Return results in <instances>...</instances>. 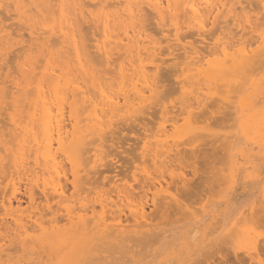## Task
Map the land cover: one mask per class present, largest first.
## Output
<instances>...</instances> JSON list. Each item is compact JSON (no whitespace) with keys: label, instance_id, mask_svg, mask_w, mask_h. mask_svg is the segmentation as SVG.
Instances as JSON below:
<instances>
[{"label":"rangeland","instance_id":"374dc122","mask_svg":"<svg viewBox=\"0 0 264 264\" xmlns=\"http://www.w3.org/2000/svg\"><path fill=\"white\" fill-rule=\"evenodd\" d=\"M243 2H244L243 4H245L244 0ZM255 2H252L250 4L246 2L245 6L248 9L245 8L240 10L238 9L239 4L237 0H234L233 3L235 9L233 12H235L236 15L233 12L227 16L225 15L227 18L223 15V17L225 18L222 17L223 18L222 19L220 17L218 21L220 20L221 22L223 23L226 22L227 24L226 23L219 24L218 22H216L215 24V25L219 24L220 27L222 28L225 25L226 27L227 26L229 27L228 29L226 27L225 29L221 28V30H225L223 33L220 31L221 35L226 34V32H228L227 35L232 36L234 39L240 38L242 36L243 40L245 39L249 40L251 35L252 37L255 35L257 36L258 33L262 32V30L264 29V7L261 2H258V0L257 1L255 0ZM8 3L9 1L7 0L5 2L4 9L3 8L0 9V29H1L0 59L2 58L0 60V106H1L0 107V146H2L0 147V155H1L0 156V245H2L0 249L4 250L1 251V253L3 254H0L2 256L0 257V264H67V263L68 264H131L130 259L132 258L135 259L137 264H151L150 262H152V260H154V264H183V263L195 264L197 260H198L197 264H219L218 262H220L221 264V261H223L222 264H260L258 260H256L255 258L253 259L250 256L252 251L250 253L248 250L249 248L247 249V246L249 245V241L251 242L250 239L251 236H259L260 238L264 236V221H263L264 219L261 218L264 215V213L259 212L257 213V216L256 214L252 216L249 210H245V209L252 203L250 200H252L253 202L256 201L255 204L257 203L256 204L258 206L257 208H259V206L261 205L260 198L262 196L260 190L264 186V79H262V77H264V54H262L263 57L261 55L259 58H257V56L255 57L257 60L255 59L256 61H254L253 64H251V66H249L248 68L249 70L247 69V71H242L241 74L239 72L240 75L238 74V72H236L235 74L226 76L227 78H225V81H228V84L230 86H228L227 83H225V85L227 86L223 85L224 82L208 83V80H206L208 85L204 83L206 82L205 80L204 81L201 80L200 85L197 84L193 85L191 82L193 78L191 79V77H188L190 74L189 72L192 71H187L188 70L187 65L185 66V64H183L188 61H186L185 57L178 58L181 55L184 56L186 53L184 52V50L186 49H182V47L185 45L186 46L185 48L188 47L186 51L190 52V50L192 49L191 46L194 47L193 49H198L204 46L205 48L203 47V50H205L207 47L206 45L208 44L209 48H207L206 50H209L210 48L215 46L214 44L216 43V41L214 39H217L216 35L219 32L220 27H218L219 29L216 33L214 31L215 29H217L214 27L215 25L212 27L208 26L209 30L207 31H210V29L212 30L214 27V30L211 31L212 34L210 32L207 33L206 31L200 34L202 36H199L197 35L199 34L198 30H196L197 28L195 27L191 28L185 26L182 30H180V33L178 32L179 34L182 35H184L187 32L185 38H184L185 35L182 36L184 39V40L182 39V44L180 43L181 41L179 42L181 45L180 47V45L177 46L179 44V43L177 44L178 42L177 39L175 40L176 38L175 30L174 29H173L174 31L169 30L172 28L170 23H168L170 26H168V24L164 25L167 26L164 29L162 26L163 24L158 23L159 20L156 19L157 17L156 16L153 17V15L155 14L152 12L153 13L152 15L150 11H146L149 9H146L144 11V16L142 17L143 19L142 22L144 24L143 23L142 24L143 25L146 24L145 26H147L146 27L147 29L146 28L144 29L148 30L147 33H149L151 36H153V38H155L160 42L159 48L162 47L161 49H159L160 56H158V58L160 57L162 58L160 59L161 60L160 65L161 67L163 66L164 68L162 67V69H159L154 73L156 74V78L159 77L160 75V78L156 79L157 81H159L158 90L155 91V95L153 97H151L150 95L149 100L146 102L147 105H145L146 104L145 103L144 104L145 106L144 105L141 106L142 110L138 109L137 112L135 111L132 113V115L133 114L136 115L135 118L131 117L130 119L124 116L119 117L120 115L114 118L113 121H116L114 122L116 127L115 126L111 127V129L113 128L112 130H114L115 132L113 131L112 133H110L112 130L108 129L109 134H107L106 136L110 135L111 137L109 136L110 139H106L107 137L104 136L105 141L103 142V144L105 146L103 145L102 146L103 148L101 147L102 151L100 150L98 152L100 153V156L105 155L103 156L104 158L99 156L101 159L98 161L95 160V152H94L95 150L92 149L89 151V149L86 148H88V146L90 147L94 146L96 142L93 143L90 142L86 146V148H84V152L86 153H83L82 158L79 160V162H77L79 164L77 163L72 164L69 161V159L64 155L60 156V161L64 160L63 161L64 163L62 165L65 166V170L68 178V180L64 179V183H66L68 186L67 197H69L70 200L68 199L69 201L66 202L65 205L68 203L69 204L72 203L74 208L78 209L79 206L81 205L92 206L95 203V206L98 210L97 212L98 220L97 219L95 220L100 222L101 207L96 200H99L101 198L104 199L107 198L108 196L109 198L113 199V201L110 200L112 205L115 202H117L116 204H119L120 206L119 207L116 206V204H114L113 206L114 211L120 213L119 209H121L123 210V212L126 213V216H129L128 214H130L131 212L129 211L127 204L131 203L133 205H136L142 200V199L140 200V198H143V201L146 200L148 201L146 205V211L148 213L147 215H150L151 218L149 220V223L151 222V225L149 224L150 227L149 225L144 228L138 227L135 230L132 231L130 230V232H125L122 235V237L121 236L115 237V235H112L114 232L111 233L112 230L108 229V231H106L108 235L107 233L104 234L105 230L107 229L104 230L103 226H99L96 228L95 224L93 223L85 228L72 225L66 218L64 219L65 216L64 214H66V211L63 208L64 206L61 205V202L59 203V198L52 197L50 199V204L48 206L46 204L45 198L39 192V189L34 186L31 187L32 185L30 180L28 181L27 175H22L21 178L20 176L19 178H15L16 176L14 177L15 181L18 182L17 184L20 187L18 191L19 192L18 196L21 197L22 199V204L19 208L20 210L16 216L22 215L27 220L28 215L35 213L40 214L41 212L42 214H44L43 218L49 220L51 219V217L54 218V216L56 215L57 222L54 223L55 227L54 228L50 227L49 232L51 234H55V232H67V234L69 233L68 235L71 237L70 240L73 239L75 234L76 238L73 239L74 243L70 244L69 242L68 246L71 247L74 244L77 245L81 243L82 246L86 244L85 245L86 247L84 246L85 247L84 252L81 253L79 256L72 255V257H70L69 254H71V250L67 248L66 249L63 248L66 245L64 243V239L62 238L60 239V237L53 238L52 239L53 241H43L41 238L42 233H40L39 230L34 231L30 236L19 235V233L16 231L17 230L16 221L6 214L7 211L5 210L4 202L5 199L11 197L12 195L11 193L13 192V190L9 188V186L11 185L10 184L11 180L9 182V179H11L12 173L14 171L11 168L13 167L12 166L13 161L11 160L14 157L10 158L14 154L11 153L13 152L15 153V149L19 148V144H17L18 140L16 139V133L15 130L13 129L15 127L13 120L14 118L20 119V122H22V124L23 122L26 123V120H28V116L30 115L31 112V110L29 111V108L31 104L30 99L32 98V94H30V92L29 93L27 92L25 95H22V93L18 92L16 87H14L15 85L13 82L23 80L22 71L20 70V65L23 62H26V60L29 57H32L34 63L37 64L38 67L37 68L36 65L33 64V67L34 68L36 67L37 70L35 68V73L29 75L30 80H33V78L34 80L40 78L43 69L46 68V65L48 63V57L46 56L48 49L44 51L39 47L40 46L39 44H43V40H40L37 46L35 45L38 42L36 43L33 42L34 43L33 44L32 40L29 41L30 36L27 33L28 32L27 28L24 29L22 28V31L21 30L16 31V29L18 30L20 29V27H24V25L20 26L19 19L17 20L18 15L17 16L16 14L12 15V13H16V11H14L15 9L13 6H7ZM229 3L230 5L233 4L232 1ZM243 4L240 5L243 6ZM5 8L8 9V11ZM55 10H57V7L53 9V11ZM94 10L95 13L99 12L98 11L99 9H94ZM244 10H248V11H244ZM241 11H244V14L243 12L242 14L240 13L241 15H243V16L240 15L241 16L240 17L238 16L239 14L237 15V13ZM148 13H151L152 16ZM245 13L247 15L249 14L250 16L252 15L251 18L252 21L249 16L245 15ZM10 14L12 16H9ZM232 15L236 17L238 16L241 19L245 16L247 18L249 17L248 20L250 19V21L253 22L252 24L255 25V27H257L255 28L256 31L252 30L251 33L249 34V31L252 29V28L250 29L249 22L246 19L241 20L240 18L236 19V17L231 18L233 17ZM228 16L232 21L229 19ZM54 17L55 19L56 17L58 19L59 16H56L54 13ZM79 17H80L78 18L80 20L79 22H84V20H81L82 19L81 15ZM90 18H88V23L87 22H84L85 24L79 23L80 31L82 30L81 31L82 33L80 32V35L84 34L83 36L84 38L82 37L83 41L85 42V43L83 42L84 45L87 43L88 44L90 43L91 45L94 43L95 39L97 41L98 37L101 38L102 36V35L100 36L101 32H99V30L101 31L99 26L100 24L95 25V21ZM36 19L41 20V17H36ZM40 20L39 23L41 22L44 23L43 20L42 21ZM240 20L243 22V24L245 21L246 25L248 22L249 26L247 25L246 28H243L241 24L242 22L240 23ZM15 21H17L18 23H16ZM236 23L237 26H235ZM17 24L19 26H17ZM15 26L16 29L14 30ZM9 27L11 29H9ZM231 27L233 28L231 29ZM161 28H163L164 31L161 30ZM242 29L244 32L241 31ZM5 30L7 33L5 32ZM89 30L91 32H89ZM188 30H190L191 32ZM4 32L6 34H4ZM17 32L24 33V36L26 38L21 41L20 36L17 35L18 34ZM164 32H168L169 35L167 34L165 35ZM188 32L190 33L189 35ZM220 32L218 33L219 35ZM170 33L172 34V36L170 35ZM213 33L215 34L213 38L214 43L212 42L213 40H210V38L213 37V36L210 37V35H214ZM191 34L193 35L191 36ZM203 34L206 37V41L201 40L202 41L201 42L199 40V37H204ZM15 35H17V37ZM87 35H88V39H86ZM205 37L203 39H205ZM58 38H59V34L51 36V38H49L50 41L48 42V44L53 43L54 40L58 41ZM254 38H250V39L253 40ZM18 40H20V42H18ZM4 43L5 46H2V44L4 45ZM32 45H33V49H32ZM24 46L25 49L23 48ZM57 47L58 45L56 46V48ZM174 47L176 48V51H174ZM87 50L89 52L90 46L89 47L87 46ZM91 50H93V48ZM169 51L170 52L172 51L171 55ZM2 53H4L3 55H5L4 58ZM163 53H165V55ZM92 54L94 53L89 52L88 57L91 58ZM96 54L97 53H95L93 57H95ZM118 54L119 53L114 54L115 56L113 58H115L114 62L116 63L115 64L113 62L114 66L113 64L109 66V63H112L113 59H111L110 62H107L108 64H106V61L105 63L104 62L102 63V61H104L102 59H101L102 60L101 63H99L98 57H96V59L93 58L95 59L94 62L92 61V59L91 60L89 59V61L92 62L90 63L91 65L95 63V65L93 66L94 69L97 70L99 74H102V76H104L102 78L103 82H105L109 86V88L113 90L117 89L115 85H117L116 83L118 78V73H116L117 69L115 66H117V64H119L123 59V57H121L120 54L119 55ZM62 55L65 56V59H62L64 58ZM61 56L62 57H60L59 61L61 59L70 61L71 69H72L71 71L73 72V75H75V77L79 79V82H82L83 84L86 82L85 84H87L88 87L91 88L92 80L83 76L82 74L81 77L80 75L81 72H79L75 67L77 64H74L72 62V60H74L72 54L65 53V55L61 54ZM67 56L68 59H66ZM165 57L167 59H165ZM40 58L42 60H40ZM182 58L183 59L185 58L184 59L185 62L184 61L182 62L183 60ZM178 59L180 60L178 61ZM40 64L42 66H40L39 68L38 65ZM174 68L176 69L174 70ZM182 68L186 71V73L181 71ZM175 71L178 73H176ZM158 72H160L159 75ZM243 72L246 73L249 72L247 73L249 76ZM164 75L165 76L167 75L169 77L166 76L167 77L166 78ZM243 75L247 77L245 78V76ZM199 78L201 79L202 76H200ZM239 78L241 80H239ZM181 79L182 80L185 79V80L181 81ZM231 80L234 82L232 83L234 85L230 84ZM111 83L114 84L112 85ZM24 84L25 83H22L21 86H23ZM35 84L36 83L31 84L29 86L30 88L28 89L33 90L32 87L35 86ZM221 84L223 86H221ZM205 85L207 88L205 87ZM209 85L212 87H210ZM235 85L237 86L236 92H235V88H236ZM233 86L234 88H232ZM190 90L191 91L193 90L192 91L193 93L192 92L190 93ZM199 90H201L200 91L201 94ZM10 91L13 92V95H16V98L10 97L12 96V94L10 95L9 93ZM7 93L9 94V97H7L8 96ZM184 93H186V95ZM197 93L198 95L200 94L198 97L200 98L202 97L203 99L205 98L204 99L205 106L198 107L197 104L194 102L196 100L195 97H197ZM183 97L185 99H183ZM222 98L224 99L225 103L221 102ZM181 99H183V101ZM71 100L72 99H70V101ZM191 102L195 103V105L197 106L196 107L194 105L193 110H195L194 111L195 114L194 112L193 114H191L193 115V117L189 115L190 113L188 112V110L186 111V109H188L186 108L188 107L187 105ZM242 102H244L245 106H242ZM121 104H123V101H121ZM238 105L239 106L241 105V107H239ZM147 106H149L148 107L149 110L146 109ZM150 106H152L153 108ZM166 107H168V110ZM244 107L247 113H245V115L242 116L241 111ZM69 110L70 108L67 105L65 109L66 117L70 113ZM213 110L215 111V113ZM147 111L150 112L148 113ZM209 114H211L212 116ZM24 115H27V117ZM194 115L197 118H194ZM251 115L252 116L256 115L258 118L257 121L256 122L252 121V123H250L249 126L244 128L243 126L244 119L247 116H251ZM190 116L194 119L192 118L190 119L189 118ZM67 118L68 120L66 121L70 123L68 129H70V132H73L72 130H74V127L72 121L69 119V116ZM167 120L169 121L167 122ZM194 120H197L198 122L197 121L195 122ZM185 123L187 124V126L185 125ZM195 123H197L196 128L194 127ZM175 127L178 130H175ZM194 133H196V135ZM178 135L179 138L177 137ZM165 137H168V139L167 138L165 139ZM191 137L194 140H191L190 139ZM8 141L10 142V144ZM174 142L176 143V145ZM172 143H174V145H172ZM151 144L152 146L154 145L153 148ZM171 145L173 146L174 150H172ZM12 148H14V151H12L13 150ZM224 148H226V150ZM159 149L160 150L162 149L163 152L164 150L166 151L171 150V151L168 152L167 154L162 153V151H159L161 152V154H163L162 155L163 157L162 156L161 158L155 157L154 159L153 155L155 154V152L157 153L158 152L157 150ZM149 150H152V152H150ZM148 151L150 152V154L151 153L153 154L150 155ZM101 152L103 154H101ZM164 154L168 156L164 158L165 156ZM91 155L94 157V159L93 157H91ZM33 156H31L32 159H30L31 157L28 159L29 163L34 162ZM85 158L87 159L85 160ZM161 160H164L165 164L161 162ZM80 161L82 162L81 165H80ZM93 162L96 163L97 167L96 165L94 167L95 163ZM8 164L10 165L8 166ZM33 164L31 165L29 164V165L32 168H34V166L37 167L36 164L34 165ZM159 164L161 166H159ZM76 166L79 167V169ZM35 169L36 171L40 170L38 169V167ZM76 169H78V171L80 170L79 171L80 173H78L79 177L77 178V180L73 175ZM223 170H225V172ZM5 177L7 178L4 179ZM181 180L182 181L186 180V184H184ZM73 181L76 182L75 186L77 188H75V186L73 185ZM29 187L33 188V190L36 191L35 192L36 200L34 202H31L29 200V195L27 194ZM115 187H119L121 189L119 188L115 189ZM121 191L123 193H120ZM127 193H129L130 195L129 194L127 195ZM125 194L126 196H124ZM128 196L130 197V199H128L129 198ZM146 196L148 199L146 198ZM126 197L128 198L126 199ZM173 198L175 199L178 198L181 201V203L174 202ZM246 198H249V201H244ZM75 199H76V203H75ZM153 199H155V201L157 200L156 205L153 204ZM164 200L166 202H169L168 205L169 208L168 207L165 208V205L163 206L160 205L161 202ZM120 201H122V203ZM243 201L244 203H242ZM16 204L17 203H15V206H17ZM76 205L78 207H75ZM239 205L241 208L239 207ZM244 210L246 211L245 214H244ZM248 213L250 216L246 215ZM126 216L124 215V218ZM130 219L132 220L133 218L131 217ZM251 220H253V222ZM257 221L259 222L256 223ZM108 223H112V221L108 220ZM29 224H32V222H30ZM83 230L85 233L82 232ZM147 230H153L154 232H158L160 235L159 239H157L156 241L143 239L144 238L143 233L146 234L145 232ZM97 231L98 232L103 231L104 233H98ZM137 231H139L138 234ZM70 232H72L71 235ZM115 233L118 234V232ZM140 233L142 236L140 235ZM83 234L85 236L84 238H83ZM102 234H104L105 237ZM77 237L79 240L77 239ZM217 238L218 240H216ZM76 239L78 242L76 241ZM88 243H90V245ZM61 248L62 250H60ZM215 248L216 249L218 248V250H216ZM68 251H70L69 254ZM241 254L242 255L244 254V256H240ZM261 255H263L262 257H264L263 253H261ZM66 256L68 258L67 259L68 261L65 260ZM198 258L199 259L201 258L200 261L201 260L202 261L200 262ZM240 261H244V262H240Z\"/></svg>","mask_w":264,"mask_h":264},{"label":"bare ground","instance_id":"6f19581e","mask_svg":"<svg viewBox=\"0 0 264 264\" xmlns=\"http://www.w3.org/2000/svg\"><path fill=\"white\" fill-rule=\"evenodd\" d=\"M6 1L7 0H0V9L1 8L4 9ZM8 1H9V3L7 6H13L15 9V10L14 9L13 10L16 11V13H12V15L13 14H16V16L18 15L17 20L19 19L20 26L24 25V27H20V29H18V30L16 29V26H15L14 30L16 29V31H20V30L22 31V28L23 29L27 28V30H28L27 33L30 36L29 41L32 40V43L38 42L35 45V46H37V44H39V41L43 40V44H39L40 46L39 45L38 46L44 51L48 49V51L46 53V56L48 57V63L46 65V68L43 69L42 75L40 78H37L36 80H34V78H33V80H30L29 75L35 73V68L37 67V64L34 63L32 57H29L26 60V62H23L20 65V70L22 71L23 80H20L21 82L20 81H14L13 82L15 85L14 87H16L17 91L21 92L22 95H25L27 92L28 93L30 92V94H32V98H31L32 100L29 98L31 101L29 111L31 110V112H30V115L28 116V120H26V123L23 122V124H22V122H20V119L14 118V120H13L14 121L13 123L15 126L13 129L15 130V133H16V139L18 140L17 144H19V148L15 149V153L14 152L11 153V154H14L12 157L9 156L10 158L14 157L11 160V161H13L12 162L13 167H11V168L14 171L12 173L11 179H9V182L11 180V183H10L11 185L9 186V188H11L13 190V192L11 193L12 194L11 197H8L7 199H5V197H4V199H5L4 207H5V210L7 211L6 214L16 221V228H17L16 231L21 236H30L34 231L39 230L40 233H42L41 238L43 241H53L52 240L53 238L60 237V239L61 238L64 239V243L66 245L63 248L64 249L67 248V249L71 250V254H69L70 251H68V254L70 255V257H72V255L73 256L74 255L79 256L81 253L84 252V248L86 247L85 246L86 244L85 245L83 244L85 246L84 247V246H82L81 243H79L77 245L74 244L71 247L68 246L69 242H70V244L74 243L73 239L76 238L75 234H74L73 239L70 240L71 237L68 235L69 233L67 234V232H55V234H51L49 232L50 227H52V228L55 227L54 223L57 222L56 215L54 216V218L51 217V219H49V220L44 219L43 218L44 214H42L41 212H40V214L35 213V214L28 215L27 220L22 215L16 216L20 210L19 208L22 204V199H21V197L18 196V194H19L18 191H19L20 187L17 184L18 182L15 181V178H19V176L21 178L22 175H27L28 181L30 180V182H31V185H32L31 187L34 186V187L39 189V192L45 198L46 204L48 206L50 204V199L52 197L59 198V203L61 202V205L64 206L63 208L66 211V214H64L65 216L63 215L64 219L66 218L72 225L85 228V227L90 226L93 223V224H95L96 228L99 226H103L104 228L103 227H101V228H103L104 230L107 229V230H105V233L103 231H101V232L97 231L98 233L106 234L107 233L106 231H108V229L112 230L111 233L118 232V234H116V233L112 234V235H115V237L116 236L122 237V235L125 232H130V230L131 231L135 230L138 227L144 228V227H147L149 224L151 225V222L149 223V220L151 219L150 215H147L148 213L146 211V205H147L148 201L147 200L143 201V198H140V200L141 199L142 200L139 203H137L136 205H133L131 203L127 204L125 202L128 205L129 211L131 212L130 213L131 215L128 214L129 216H126V213L123 212V210H121V209H119L120 213L119 212L117 213L116 211H114L113 206L117 202H115L112 205L111 201H113V199L109 198L108 196H107V198H104V199L101 198L99 200H96L101 207V210H100L101 211V214H100L101 221L100 222L97 221L98 220L97 219L98 218V216H97L98 210L95 206V203L92 206H85L83 203L84 206H82V205L79 206V208L81 207L80 210H79V208L78 209L74 208L72 203H70L72 205V207L69 203H68L69 206H68V204L65 205V203L70 200V198L67 197L68 196L67 195L68 186L66 183H64V179L68 180V178H67L65 166L62 165L64 163L63 162L64 160L62 159L63 161H60V156L64 155L65 157H67L69 159V161L72 164H74V163L76 164L82 158L83 153H86V152H84V148H86V146L90 142L91 143L96 142V144H94V146H91L92 148L90 146H88V148H86V149H89V151L92 149L95 150L94 152H95V160L96 161L100 160L101 159L100 157L104 158L103 156H105V155L100 156V153H98V152L100 150L102 151V148H103L102 146L104 145L103 142L105 141L104 136L109 134L108 129H111V127L115 126L114 122H116V121H113L114 118L119 116V115H120L119 117L124 116V117H128L130 119H131V117L135 118L136 115H134V114L132 115V113L135 111L137 112L138 109L142 110L141 106L144 105L149 100L150 95H151V97H153L155 95V91L158 90V82L159 81H157L156 79L160 78V75H159L160 72H158L159 77H157V78H156V74H154V73L156 71H158L159 69H162V67H163V66L161 67V65H160L161 64L160 59H162V58L161 57L158 58V56H160L159 55L160 54L159 49H161L162 47L159 48L160 42L158 40H156L155 38H153V36H151L149 33H147V31H148V30H146L147 26H145L146 24L143 25L144 23L142 22L143 21L142 17L144 16V11L146 9H149L146 11H150L151 13L153 12L155 14V15H153V13H152L153 17H155V16L157 17L156 19L159 20L158 23L163 24L162 26L164 29H165V27H167L164 25L170 23L172 28L169 29L170 28L169 27L168 29L170 31H172L173 29L175 30L176 38H175V36H174V38H175V40L177 39V41H178L177 44L180 41H181L180 43L182 44V39H183L182 36L185 35L184 36V38H185L187 32L185 34L182 32L184 34V35H182V34H179L180 30H182L185 26L191 27V28L195 27V28H197L196 30H198V32H199V34H197V35L202 36L200 34L209 30L208 26L212 27L216 24V22H218L219 24L223 23L220 20L218 21V19L220 17L222 18L223 15L227 16L234 11V9H235L234 3H233L234 0H231L233 3L231 5L229 3L231 1H229V0H115V1L114 0L113 1L112 0H98V1H96V0H88V1L87 0H8ZM244 1H245V4H243L244 3L243 0H237V2L239 4L238 9L242 10V9L247 8L245 6L246 2L248 4L255 2V0H244ZM258 2H261L263 7H264V0H258ZM240 4H243V6H241ZM55 7H57V10L53 11V9ZM94 9H99L98 10L99 12L95 13ZM260 9H261V7H260ZM6 10L8 11V9H6ZM244 11H248V10H244ZM244 11L238 12L237 15L239 14L238 16H240L242 14V12L244 14ZM53 12L55 13L56 16H59L58 19L56 17L57 20L55 19ZM86 12H87V14H86ZM151 13H148V14L151 15ZM233 13H235V12H233ZM12 15L10 14L9 16H12ZM80 15L82 18L81 20H84V22L88 23V18L91 17L90 19L95 21V25L100 24L99 26H100L101 31L99 29L98 30H99V32H101L100 36L101 35L102 36H101V38L98 37L97 41H96V39L95 40L93 39L94 43L91 45H90V43L89 44L87 43L88 45L87 44L84 45V43H85L83 41L84 34L80 35V32L82 31V30L80 31V24L84 23V22H79L80 20L78 18H80L79 17ZM235 15H236V13H235ZM245 15H247V14L245 13ZM238 16L237 17L233 16L231 18L236 17V19H237L243 15H241L240 17H238ZM247 16H249L250 19L252 18V15L250 16L248 14ZM36 17H41V20L36 19ZM225 17H223V18H225ZM245 17H243L242 19L240 18V19L241 20L246 19L249 22L250 29L252 28L249 31V34L251 33L252 30L256 31L255 28H257V27H255V25L252 24L253 23V22H251L252 19L250 21V19L248 20L249 17L248 18L247 17L245 18ZM8 19H10V18H8ZM229 19H230V17H229ZM39 20L40 21L43 20L44 23H42V22L39 23ZM241 20H240V23L242 22ZM15 22L18 23L17 21H15ZM248 22H247V25H248ZM224 23H226V22H224ZM245 23H246L245 21H244V24H243V22L241 23L243 28H246V26H247ZM219 24L214 26L217 29L214 30V27H213V29L212 30L210 29V31H207V33L208 32L211 33V31H213V30L217 33V31L219 29L218 27H220ZM95 25H94V27H95ZM170 25L168 24V26H170ZM17 26H19V25L17 24ZM99 26H98V28H99ZM235 26H237V23L235 24ZM225 27H226V25L223 28L225 29ZM7 28H8V26H7ZM144 28H146V29H144ZM163 28H161V30L164 31ZM221 28L222 27H220L219 32L221 31L223 33L225 30H221ZM226 28L228 29L229 27L227 26ZM232 28L233 27H231V29ZM9 29H11V28L9 27ZM93 29H95V28H93ZM248 30H249V27H248ZM263 30H262V32L258 33L257 36L255 35L252 37V35H251L250 38L255 37L253 40L250 38H249V40H247V39L243 40L242 36L240 38L234 39L232 36L227 35L228 32H226V34H222V35H221V32H220V35L218 34L219 33L218 32L216 35L217 39H214L216 41V43L214 44L215 46H213L209 50H206L207 48H209L208 44H207L206 45L207 47L205 50H203L204 46H202L200 48L197 47L198 49H193L194 47L191 46V48L193 50L190 48L191 49L190 52H187L186 50L188 47L185 48L186 46L182 45L184 47V48L182 47V49H186V50H184V52H186V53L184 56H182L180 54L181 56H179L178 58L185 57L186 61H188V62H185V60H184L185 58L184 59L182 58L183 59L182 62L183 61L185 62L183 64H185V66L187 65V68H188L187 71H192V72H189L191 75L189 74L188 77H191V79L193 78L191 81L193 85H196V84L200 85L201 80H203V81L208 80V83L209 82H211V83L224 82V84L223 83L222 84L225 85V83L228 84V81H225V78H227L226 76L235 74L236 72H238V74L240 72V74H241L242 71H247L249 66H251V64H253V62L257 60L255 58L256 56H257V58H259L260 55L263 57V55H262V54H264V32H263ZM163 31H162V33H163ZM188 31H190V30H188ZM241 31H243V29ZM0 32H1V29H0ZM5 32H6V30H5ZM5 32H4V34L7 33V32L6 33ZM89 32H91V31L89 30ZM96 32H97V30H96ZM198 32H196V33H198ZM17 33H15V34L20 36L21 41L26 38L24 36L25 31H24V33H21V32H17ZM164 33H165V35L166 34L169 35L168 32H164ZM171 33H170V35L172 36ZM235 33H237V32H235ZM12 34H10V35H12ZM56 34H59L58 41L53 39L56 42H54L52 40L53 43L48 44V42L50 41L49 38H51V36L56 35ZM189 34L190 33L188 32V35ZM243 34H245V33H243ZM17 35H15V36L17 37ZM180 35H181V37H180ZM192 35L193 34H191V36ZM203 36L205 37L204 34H203ZM211 36H213V37H211ZM214 36H215V34L210 35V37H211L210 40H213ZM219 36H221V37H219ZM204 37H199V40L200 41L201 40L206 41V37H205V39H203ZM86 39H88V35H87ZM86 39H85V41H86ZM160 39H161V37H160ZM168 39H170V38H168ZM20 40H18V42H20ZM91 40H92V37H91ZM162 40H163V38H162ZM214 40L212 41L213 43H214ZM26 42H27V40H26ZM26 42H25V44H26ZM87 42H88V40H87ZM5 43H4V45L2 44V46H5ZM21 43H24V42H21ZM180 43L178 45L177 44L176 45L179 46ZM0 44H1V42H0ZM30 44H31V42H30ZM57 45H58V47L56 48ZM86 45L88 47L90 46V50L93 48V50H91V51L89 50L90 53H94V54L97 53L98 55L96 54L95 57H93L94 54H92L91 58L88 57L89 52L87 50ZM29 47H31V46H29ZM170 47H172V46H170ZM180 47H181V45H180ZM23 48L25 49V46ZM23 48H22V50H23ZM195 48H196V46H195ZM201 48L203 51L201 50ZM32 49H33V45H32ZM174 51H176L175 47H174ZM171 52H170V55H171ZM65 53L72 54L74 60H72V59L71 60L74 64H77L75 67L77 68V70L79 72H81L80 75L82 74L83 76L92 80V87L91 88L88 87L87 84H85L86 83L85 81H84L85 83L83 84L82 82H79V79L77 77H75V75H73V72L71 71L72 70L71 69V62L68 60H62V59H65V56L62 55L64 58H62L60 60L61 62L59 61L60 57H62L61 54L65 55ZM115 53H119L120 56L123 57V59L121 60V62L119 64H117L118 67L115 66L117 69L116 73H118V78H117V83H116L117 85H115L117 87V89L113 90V89L109 88V86L105 82H103L102 78L104 76H102V74H99L98 71L94 69L93 66L95 65V63L93 65H91L90 63H92V62L89 61V59L90 60L92 59V61L94 62L96 57H98L99 63H101V61L104 60V61H102V63L103 62L105 63V61H106V64H108L107 62H110L111 59H113L112 63H109V66H111L112 64L114 66V63H115L114 59L115 58H113V57L115 56L114 55ZM3 54L4 53H2V55ZM163 54L165 55V53H163ZM167 54H168V52H167ZM118 55H117V57H118ZM4 56L5 55H3V58H4ZM0 57H1V54H0ZM17 57H19V56H17ZM93 58H95V59H93ZM66 59H68V56ZM158 59H159V61H158ZM165 59H167V58L165 57ZM40 60H42V59L40 58ZM168 60H169V58H168ZM179 60L180 59H178V61ZM165 62H167V61H165ZM9 63H11V62H9ZM12 64H11V66H12ZM33 64L36 65L35 68L33 67ZM38 66L40 68V66H42V65L40 64ZM3 67H4V65H3ZM37 68H36V70H37ZM176 68H177V65H176ZM176 68H174V70ZM250 70H251V68H250ZM110 71H111V69H110ZM181 71L186 73V71L183 68ZM181 71H179V72H181ZM16 72H17V70H16ZM249 72H247V73H249ZM176 73H178V72H176ZM243 73L247 74L246 72H243ZM82 75H81V77H82ZM37 76H40V75H37ZM169 76H167V77H169ZM200 76H202L201 79L199 78ZM243 76H245V75H243ZM246 77L247 76H245V78ZM112 79H114V78H112ZM262 79H264V77H262ZM184 80L181 79V81H184ZM229 80H230V78H229ZM239 80H241V79L239 78ZM110 82H112V81H110ZM22 83H25V84L23 86H21ZM33 83H36L35 86H33L34 88L32 87L33 90L28 89V88H30L29 86ZM89 83H90V80H89ZM186 83H187V81H186ZM204 83H206L208 85L207 81ZM232 83H234V82L231 80L230 84H232ZM222 84H221V86H223ZM232 85H234V84H232ZM225 86H227V85H225ZM228 86H230V85L228 84ZM205 87H206V85H205ZM210 87H212V86H210ZM232 88H234V86ZM209 89H211V88H209ZM229 89H231V88H229ZM236 89H237V86L235 88V92H236ZM11 90H12V87H11ZM29 90H31L32 92ZM91 90H93V91H91ZM201 90H199V92ZM90 91H91V93H90ZM192 91L190 90V93ZM9 93H10V95L12 94V96H10V97L16 98V95H13V92L10 91ZM184 94L186 95V93H184ZM200 94H201V92H200ZM199 95L197 93V97H195L196 100L194 102L197 104L198 107L205 106V102H204L205 98L204 99L202 97L200 98V97H198ZM181 96H184V95H181ZM7 97H9V94ZM6 99H8V98H6ZM70 99H72V100L70 101ZM183 99H185V98L183 97ZM183 99H181V100L183 101ZM201 99H203V100H201ZM28 101H27V103H28ZM121 101H123V104H121ZM23 102H25V101H23ZM221 102L225 103L223 98L221 99ZM184 103H185V100H184ZM195 103H193V102L189 103L187 105L188 107H186L188 109H186L184 107L186 109V111L188 110V112L190 113L189 115L193 114V112L195 111V110H193ZM153 104H154V102H153ZM155 104H157V103H155ZM11 105H13V104H11ZM67 105L70 108V110H69L70 113L68 116H69V119L72 121V124L74 127V130H72L73 132H70V129H68L70 123L68 121H66V120H68V118H67L68 116L66 117V113H65V109H66ZM145 105H147V103ZM242 106H245L244 102H242ZM148 107L149 106H147L146 109H148ZM150 107H152V106H150ZM239 107H241V105ZM24 108H25V106H24ZM166 108L168 110V107H166ZM143 109H144V107H143ZM140 110H139V112H140ZM183 111H185V110H183ZM214 113H215V111H214ZM241 113H242V116L245 115V113H247L245 107L242 109ZM194 114H195V112H194ZM27 115H24V116L27 117ZM209 115H211V114H209ZM191 116L193 117V115H191ZM191 116L189 117L190 119L192 118ZM168 117H170V116H168ZM168 117H167V119H168ZM194 118H197V117H195V115H194ZM194 118H192V119H194ZM257 119L258 118L256 115L247 116L244 119V123H243L244 128L249 126V124L252 123V121L256 122ZM141 121H142V119H141ZM168 121L169 120H167V122ZM194 121L196 122L197 120H194ZM113 123H114V125H113ZM196 124L197 123H195V125H194L195 128H196ZM185 125L187 126L186 123H185ZM191 126H192V124H191ZM173 127H174V125H173ZM176 127H175V130H178ZM159 130H162V129H159ZM106 131H107V133H106ZM113 131L114 130H112L110 133H112ZM194 134L196 135V133H194ZM195 135H194V137H195ZM109 136H106L107 137L106 139H110ZM150 136H151V134H150ZM177 137L179 138V135ZM189 137H188V139H189ZM192 137L190 139L194 140ZM166 138L168 139V137H165V139ZM165 139H164V141H165ZM171 139H174V138H171ZM108 142H109V140H108ZM150 143H151V141H150ZM174 143H172V145H174ZM9 144H10V142H9ZM227 144H225V145H227ZM175 145H176V143H175ZM151 146H152V144H151ZM153 146H152V148H153ZM0 147H2V146H0ZM13 147H14V145H13ZM169 147H168V149H169ZM227 147H229V146H227ZM12 149H13L12 151H14V148H12ZM224 149L226 150V148H224ZM227 149H229V148H227ZM16 150H17V152H16ZM172 150H174L173 146H172ZM2 151H3V149H2ZM145 151H144V153H145ZM149 151L152 152V150H149ZM157 151L158 152L157 153L155 152V154H154L155 156L153 155L154 159H155V157L161 158V156L163 155V154H161V152H159V151H162V149L161 150L159 149ZM170 151L171 150H167V151L164 150V152L162 151V153L167 154ZM217 151H219V150H217ZM150 152H149V154H150ZM101 154H103V153L101 152ZM151 154H153V153H151ZM30 155L34 157L33 163L37 165L38 169H40L39 171H36V169H35V168H37L36 166H34V168H32L30 166L31 164H33L32 162L29 163V161H28V159L31 157ZM92 155H91V157H93ZM185 155H186V153H185ZM192 155H193V153H192ZM167 156L168 155H165L164 158ZM164 158H162V159H164ZM30 159H32V157ZM86 159L87 158H85V160ZM93 159H94V157H93ZM81 161H83V160H81ZM81 161H80V165L82 163ZM87 161H89V160H87ZM95 162H93V163H95ZM161 162L164 163V160H161ZM77 164H79V163H77ZM160 164H159V166H161ZM9 165L10 164H8V166ZM95 165H96V163L94 164V167H95ZM103 165H104V163H103ZM96 167H97V165H96ZM162 167H160V168H162ZM77 168L79 169V167H77ZM78 169H76L73 173L76 180L79 177L78 173H80L79 172L80 170L78 171ZM223 171L225 172V170H223ZM220 177H222V176H220ZM6 178L7 177H5L4 179H6ZM184 179H186V178H184ZM182 182L184 184H186V180L182 181ZM75 183L76 182L73 181L74 186L76 185ZM31 187H29L27 194L29 195V200L31 202H34L36 200V193H35L36 191H34L33 188H31ZM75 188H77V187L75 186ZM116 188H119V187H115V189ZM119 189H121V188H119ZM118 191H120V190H118ZM7 192H8V189H7ZM260 192H261L262 196L260 198L261 199L260 200L261 205L259 206V208H257L258 207L256 205L257 203L255 204L256 201L253 202L252 200H250L252 203L245 209V210H249V212L251 213L252 216L255 214L257 216V213H259V212L264 213V186L261 188ZM120 193H123V192L121 191ZM128 194L129 193H127V195ZM124 196H126V194ZM128 197H126V199ZM146 198H147V196H146ZM128 199H130V197ZM177 199L173 198L174 202L181 203V201L179 199L178 200ZM156 201H155V199H153L154 205L157 204ZM164 201H162L160 205L161 206L165 205V208H167L169 205V202H166V201L164 202ZM244 201H249V198H246ZM244 201L242 203H244ZM120 202L122 203V201H120ZM15 203H17L16 204L17 206H15ZM62 203H64V204H62ZM75 203H76V199H75ZM258 204H260V203H258ZM77 205H79V204H77ZM77 205L75 207H78ZM116 206H119V204H116ZM239 207H240V205H239ZM245 210H244V214L246 213ZM124 215L126 216L125 218H124ZM246 215L250 216L249 213ZM131 217L133 218L132 219L133 221L130 219ZM261 218L264 219V215ZM95 219H97V220H95ZM258 219H259V217H258ZM108 220L112 221V223H108ZM253 220H254V217H253ZM253 220H251V221L253 222ZM30 222H32V224H29ZM258 222L259 221H257L256 223H258ZM261 223H263V222H261ZM150 225H149V227H150ZM75 228H77V227H75ZM147 231L145 232L146 234L143 233V235H144L143 239L155 240V241L157 239H159L160 235L158 232H154L153 230H147ZM82 232H84V230ZM138 232L139 231H137V234H138ZM71 233L72 232H70V235H71ZM104 234H102V235L105 237ZM107 235H108V233H107ZM140 235H141V233H140ZM161 236H162V234H161ZM219 236H220V234H219ZM84 237L85 236L83 234V238ZM77 239H78V237H77ZM77 239H76V241H77ZM250 239H251V242L249 241V245L247 246V249L249 248L248 249L249 252L251 253V251H252L250 256L253 259L255 258L256 260H258L260 264H264V259H263L264 257H262L263 255H261V253L264 254V236L262 238H260L259 236H251ZM216 240H218V238ZM212 241H213V239H212ZM246 241H247V238H246ZM93 243H92V246H93ZM88 244L90 245V243H88ZM1 246L2 245H0V248H1ZM60 250H62V248ZM216 250H218V248ZM1 251H4V250L0 249V254H3V253H1ZM253 252H254V254H253ZM237 256H238V254H237ZM240 256H244V254L243 255L241 254ZM0 257H2V256L0 255ZM67 259L68 258L66 256L65 260H67ZM200 259H199V261H200ZM80 260H81V258H80ZM130 261H131V264H137V262L133 258L130 259ZM218 261H219V259H218ZM197 262H198V260H197ZM197 262L196 263L194 262V263L197 264ZM240 262H244V261H240ZM150 263L154 264V260H152V262H150ZM218 263L220 264V262H218ZM222 263H223V261H221V264ZM224 263H225V261H224Z\"/></svg>","mask_w":264,"mask_h":264}]
</instances>
